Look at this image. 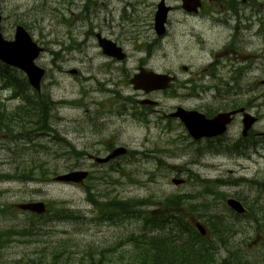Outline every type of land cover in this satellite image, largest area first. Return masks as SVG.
<instances>
[{
    "label": "rangeland",
    "instance_id": "obj_1",
    "mask_svg": "<svg viewBox=\"0 0 264 264\" xmlns=\"http://www.w3.org/2000/svg\"><path fill=\"white\" fill-rule=\"evenodd\" d=\"M94 2L88 0V9H83L85 0H0L4 39L12 40L15 27L21 25L44 47L45 53L35 62L46 72L41 94L57 103L50 112L51 132L32 130L25 136L0 137V175L12 177L0 179V234L9 235L0 247V264H87L90 256L96 258L104 252L112 253L114 263L120 255L126 260L128 252L123 250L133 249L128 238L139 234L141 221L107 220L93 201L147 199L149 205L142 210L159 212L161 202L175 195L190 197L181 211L196 212L206 227L205 219L211 215L229 227V241L217 246L215 262L233 261L236 249L248 262L264 264V196L254 186L264 182V86L259 85L264 80V25L257 21L263 23L264 15H257L240 33L237 56L221 60L224 68L216 74L224 82L219 86L222 89L178 90L176 98L170 93L171 98L156 95L161 101L159 115L152 113L146 120L122 119L116 117V106L106 108L112 96L99 93V88L111 85L102 84L107 78L98 68L105 58L93 34L117 40L118 47L138 55L135 40L146 32L121 21V9L129 0H116L106 9L95 7ZM229 31L213 30L210 42L201 45L179 37L176 30L173 40L152 52L166 65L205 73L211 53L224 48ZM71 70L79 74L72 76ZM204 80L208 82L205 76ZM131 95L132 90L121 92L122 97ZM9 96L0 90L2 103L12 111L22 101ZM230 101L259 118L249 147L240 149L242 156L224 154L227 142L241 138L240 117L222 139L212 143L193 141L179 121L166 117L176 106L208 113ZM86 144L90 145L88 153L97 155L108 145L124 147L130 153L113 164L91 169L83 186L52 182L56 175L88 164L73 154ZM172 178L186 182L175 187ZM233 196L259 209L258 225L234 219L225 205ZM32 201L48 204L46 218L33 220V215L16 208ZM31 224L35 228L26 236L22 229Z\"/></svg>",
    "mask_w": 264,
    "mask_h": 264
},
{
    "label": "flooded vegetation",
    "instance_id": "obj_2",
    "mask_svg": "<svg viewBox=\"0 0 264 264\" xmlns=\"http://www.w3.org/2000/svg\"><path fill=\"white\" fill-rule=\"evenodd\" d=\"M115 1L116 0H96L94 6L106 9ZM85 2L83 9L86 8L85 5L87 4V0ZM263 2L264 0H129L121 9V21H125L131 26L143 30V32L146 33L142 35V38L135 40V42L139 44V49L136 50L138 55L128 54L123 48L124 56L121 59L103 55L105 63L99 66L98 72L102 75L104 74L107 78L102 80V84L107 85L109 83L111 86L99 88V93L112 96L106 104V108H109L111 105L116 106V117L122 119L125 117H134L138 120H146L152 113L159 115L158 109L161 106V101L155 97L156 95L167 97L170 93L172 97L176 98L178 90L221 89L220 87L224 86V82L219 79L216 74L224 68L223 64L225 62L221 60L237 56V46L240 47L242 43L240 33L246 28V25L253 23V19L257 20V15H264ZM158 13H160L161 19L163 18V23L159 29H156L155 25ZM243 21H246V23ZM257 21L260 26L264 25V22L262 23L260 20ZM222 29H230L229 39L224 45V48L215 53H211L212 60L204 69L205 73L191 72V70L185 66L166 65L162 57L161 60L158 61L152 52V48L173 40L176 36L174 33L176 30H178L179 37H186L196 44L207 45L208 42H210L211 31ZM93 36L96 38V34H93ZM101 36L111 40L117 46L120 45L117 40L102 34ZM149 72L171 78L169 86L165 89H160L164 91L146 92V89L135 88V86L131 84V81L135 77L146 75ZM183 75L187 76V79L183 77ZM204 76L208 79V82L204 80ZM200 77H203V79L199 80ZM114 78L116 80H114ZM140 81L141 83H145V78H141ZM261 84H264V80L259 82V85ZM123 90H132L133 95L122 97L121 92ZM168 98H171L170 95ZM136 106H138V108H136ZM178 107L180 106L174 107L166 117L171 120L179 121L178 118L172 117ZM228 107L230 110H234L241 106L235 108ZM182 109L188 112H199L194 109ZM244 110L247 112V109L244 108ZM133 111H136V113L134 114ZM199 113L206 118H212L217 112L210 111L208 113ZM243 114L244 112L235 115L234 120L236 117L241 118ZM254 117L259 121L258 116ZM218 140L217 138H213L202 141L212 143ZM236 142H227L228 144H226L227 146L224 154L242 156L240 151H231L229 149V145L235 146ZM83 146L82 149H78L77 155L79 158L85 159L88 164L82 163L76 170H84L88 174H90L91 169L95 167L113 164L121 158L113 159L105 164H98L96 162L97 158H107L116 147L110 145L105 146V148L99 152V155H97L88 153L90 149L89 144ZM129 153L127 149L126 156H128ZM254 186L256 190L261 192V196H264V182H255ZM183 212L185 211L183 210ZM259 213V209L254 208L253 220L255 222L260 219ZM233 216H235V213Z\"/></svg>",
    "mask_w": 264,
    "mask_h": 264
},
{
    "label": "trees",
    "instance_id": "obj_3",
    "mask_svg": "<svg viewBox=\"0 0 264 264\" xmlns=\"http://www.w3.org/2000/svg\"><path fill=\"white\" fill-rule=\"evenodd\" d=\"M0 90L9 92V99L19 98L24 104L22 107L8 111L0 98V135L20 137L29 135L32 130L38 134L51 131L49 114L54 104L48 97L30 90L22 74L1 63ZM233 104L237 105L238 102L226 103L228 106ZM236 148L237 146L234 149ZM11 178L8 174L0 175L1 180ZM212 183L218 184L219 182ZM189 199L188 196L168 197L163 200L159 212L142 210L143 207L149 205L147 199L128 202L113 199L106 202L102 205V215L105 219L137 218L141 221V228L139 234H131L129 237L133 243V249L125 251L128 252L126 260L120 255L114 263L112 253L104 252L96 258L90 256L87 264H214L217 246L225 245L229 241L227 235L229 227L221 218L211 215L206 218L209 236L201 237L191 224L192 218L201 219L198 214L195 213L194 217L191 216L192 218L189 219V216L181 211V207ZM94 204L96 203L93 201ZM46 217L47 214L32 216L33 220H43ZM31 225L29 228L22 229L26 236L30 229L35 228ZM8 236V234H0V247L7 242ZM232 254L234 255L233 261L224 260L221 264H251L240 255L238 250L233 249Z\"/></svg>",
    "mask_w": 264,
    "mask_h": 264
},
{
    "label": "water",
    "instance_id": "obj_4",
    "mask_svg": "<svg viewBox=\"0 0 264 264\" xmlns=\"http://www.w3.org/2000/svg\"><path fill=\"white\" fill-rule=\"evenodd\" d=\"M163 18L160 14L156 17V29L162 26ZM98 45L102 49V53L109 57H115L121 59L123 57L122 50L116 46L113 42L102 39L99 35ZM42 49L33 42L31 36L22 27H17L12 41H6L3 39L1 33V16H0V61L17 70H20L27 79L29 86L36 92H40L41 81L44 77V70L35 65V60L39 57ZM74 73V72H73ZM145 78V83H141L140 79ZM171 79L162 75H156L154 73H147L146 75H139L135 77L131 84L135 88H144L146 92L160 91L169 86ZM243 109L237 111L218 113L215 117L207 119L204 115L195 111H185L181 108H177L176 112L172 115L173 118H178L190 137L199 141L201 139L216 138L226 133L227 126L232 122L234 116L237 113H242ZM242 136L245 137L248 131L256 123V119L249 114H243L242 117ZM126 150L124 148L115 149L114 152L105 159H97L98 163H106L109 160L115 159L119 156L125 155ZM87 177V173L84 172H71L67 174L58 175L54 181L61 183H82ZM184 183L181 179H173L172 184L175 186ZM227 206L235 210L237 213H244L242 205L235 200H228ZM16 208L20 211L31 212L37 215H42L46 212V206L43 202H31L19 204ZM199 233L204 236L206 234L205 228L199 224H194Z\"/></svg>",
    "mask_w": 264,
    "mask_h": 264
},
{
    "label": "bare ground",
    "instance_id": "obj_5",
    "mask_svg": "<svg viewBox=\"0 0 264 264\" xmlns=\"http://www.w3.org/2000/svg\"><path fill=\"white\" fill-rule=\"evenodd\" d=\"M234 19V18H233ZM17 27H22V28H24L23 26H21V25H17L16 27H15V29L17 28ZM25 29V28H24ZM222 89V88H221ZM220 90V89H219Z\"/></svg>",
    "mask_w": 264,
    "mask_h": 264
}]
</instances>
